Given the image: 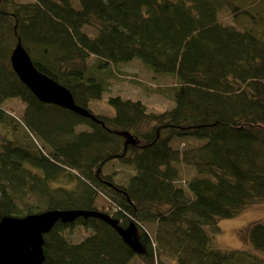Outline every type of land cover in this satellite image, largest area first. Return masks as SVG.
I'll list each match as a JSON object with an SVG mask.
<instances>
[{
    "label": "trees",
    "instance_id": "1",
    "mask_svg": "<svg viewBox=\"0 0 264 264\" xmlns=\"http://www.w3.org/2000/svg\"><path fill=\"white\" fill-rule=\"evenodd\" d=\"M18 40L97 120L34 96L10 63ZM134 58L173 79L159 91L174 106L152 112L116 95L106 99L113 115L89 109L114 74L104 67ZM9 98L25 104L21 117L1 108ZM79 124L89 129L75 133ZM178 137L204 142L181 150L171 144ZM115 160L133 167L126 182L113 181L114 168L104 172ZM180 164L197 175L182 179ZM257 203L264 0H0V218L83 209L118 227L93 217L58 221L44 234L43 264H264V220L247 227L249 249L216 242L221 219ZM131 224L133 246L119 233ZM74 225L86 231L77 241L66 233Z\"/></svg>",
    "mask_w": 264,
    "mask_h": 264
},
{
    "label": "rangeland",
    "instance_id": "2",
    "mask_svg": "<svg viewBox=\"0 0 264 264\" xmlns=\"http://www.w3.org/2000/svg\"><path fill=\"white\" fill-rule=\"evenodd\" d=\"M20 1L29 2L31 0ZM91 59L93 58L90 57L88 62L92 61ZM104 68H109L111 73L113 71L114 74L109 76L108 79H110V83L105 87L102 98L99 100H91L89 102L88 107L94 113L113 115L115 113L114 109L106 102V99L109 96L116 95H120L123 98L139 99L146 105L147 110L152 112H162L164 110H169L174 106L173 100L162 91H159L161 87L165 88L172 85L173 79L169 76L154 74L140 59L134 58L130 61L120 62L118 65L108 64ZM1 108L4 110L14 108L12 114L16 117H21L25 104H23L19 98H9L2 102ZM88 129L89 128L84 124H79L74 127L75 133ZM33 138L41 148L43 146V141L40 137L36 135V137ZM203 142V140L193 137H178L174 138L171 141V144L173 147L182 150L185 147L196 146ZM113 168L116 169L113 174V181L116 183L126 182L133 172V167L131 165L119 160L108 162L103 166V170L106 173L110 172ZM179 168L180 171H182V179H189L197 175L192 166H184L180 164ZM60 184L67 188H70L72 185L65 182H60ZM29 200L34 202L36 201V198L31 197ZM262 220H264V203L252 205L234 218L221 219L219 222L221 233L216 237L217 244L220 247L232 249L251 248L247 244V227L256 221ZM66 233L67 235L69 233L71 241H77L86 234V231L79 227V225H74L71 228L66 229ZM258 254L264 258V253L258 252ZM131 264H140L139 259L133 258Z\"/></svg>",
    "mask_w": 264,
    "mask_h": 264
},
{
    "label": "water",
    "instance_id": "3",
    "mask_svg": "<svg viewBox=\"0 0 264 264\" xmlns=\"http://www.w3.org/2000/svg\"><path fill=\"white\" fill-rule=\"evenodd\" d=\"M12 69L20 81L43 103L53 104L70 110L82 117L97 120L86 108L79 106L70 91L51 77L39 71L28 52L18 40L11 55ZM125 144H134L132 135L126 134ZM100 218L117 227V221L109 215L95 210L49 209L23 217L0 218V264H43L44 234L58 221L71 223L76 218ZM119 233L125 242L133 246L135 227L131 224Z\"/></svg>",
    "mask_w": 264,
    "mask_h": 264
},
{
    "label": "crops",
    "instance_id": "4",
    "mask_svg": "<svg viewBox=\"0 0 264 264\" xmlns=\"http://www.w3.org/2000/svg\"><path fill=\"white\" fill-rule=\"evenodd\" d=\"M246 238H247V235H246ZM247 244H248V241H247Z\"/></svg>",
    "mask_w": 264,
    "mask_h": 264
}]
</instances>
